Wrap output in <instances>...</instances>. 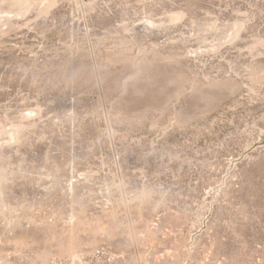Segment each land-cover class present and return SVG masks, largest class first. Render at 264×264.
<instances>
[{"label": "rangeland", "instance_id": "374dc122", "mask_svg": "<svg viewBox=\"0 0 264 264\" xmlns=\"http://www.w3.org/2000/svg\"><path fill=\"white\" fill-rule=\"evenodd\" d=\"M0 264H264V0H0Z\"/></svg>", "mask_w": 264, "mask_h": 264}]
</instances>
